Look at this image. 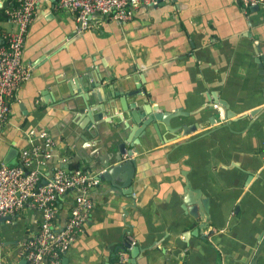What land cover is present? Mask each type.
<instances>
[{
  "label": "crops",
  "instance_id": "crops-1",
  "mask_svg": "<svg viewBox=\"0 0 264 264\" xmlns=\"http://www.w3.org/2000/svg\"><path fill=\"white\" fill-rule=\"evenodd\" d=\"M55 4L42 0L26 36L23 59L32 75L17 91L0 138L6 145L0 157L8 146L19 152L9 165L41 142L29 137L30 129H46L57 134L47 173L75 159L70 169L104 170L111 134L141 129L121 108L125 90L137 83L142 92L132 102L138 98L146 108L141 100L155 99L166 112L184 114L178 118L188 125L209 123L215 112L205 109L217 100L226 101L232 115L188 136L176 133L179 119L162 122L166 140L157 134L142 140L130 188L101 179L92 190L94 208L62 263L114 264L133 237L141 248L136 264H264V73L258 61L264 7L245 13L238 0H159L123 23L92 16L91 27L79 32L74 16ZM7 9H0V42L11 28ZM98 92L101 104L114 103L115 110L100 109L93 134L86 126L90 107L99 112ZM131 189L134 197L118 194ZM76 195L70 191L59 201L60 225ZM39 221L33 209L0 220V264H26L20 244Z\"/></svg>",
  "mask_w": 264,
  "mask_h": 264
},
{
  "label": "built area",
  "instance_id": "built-area-1",
  "mask_svg": "<svg viewBox=\"0 0 264 264\" xmlns=\"http://www.w3.org/2000/svg\"><path fill=\"white\" fill-rule=\"evenodd\" d=\"M58 10L74 16L76 29L86 31L92 25V15L99 13L118 22L133 18L141 5L155 6L159 0H55ZM245 13L252 6L264 7V0H238ZM42 0H16L6 10L11 24L0 42V138L9 121L12 103L21 85L33 71L23 59L25 40ZM29 137L40 143L22 150L17 165L0 166V217H15L25 209L39 212L37 230L20 244L26 264H63V257L84 231L94 208L92 190L101 183L104 170L92 174L84 167L57 168L48 175L49 161L56 154L53 137L46 129H30ZM46 183H43V181ZM76 196L63 225L59 224L58 203L68 192ZM137 244L130 237L125 249L118 252L114 264H131L129 251Z\"/></svg>",
  "mask_w": 264,
  "mask_h": 264
},
{
  "label": "water",
  "instance_id": "water-1",
  "mask_svg": "<svg viewBox=\"0 0 264 264\" xmlns=\"http://www.w3.org/2000/svg\"><path fill=\"white\" fill-rule=\"evenodd\" d=\"M13 5V0H1L0 3V9H7ZM258 7V6H255ZM101 14L96 13L92 16ZM103 16V15H101ZM258 61L261 65L262 72L264 73V57H259ZM128 97L126 96L123 100H121V108L122 111L125 112L124 116L127 115L132 119V121L139 125L141 129H134L130 130L129 132L125 133H115L111 134L110 138L107 141L108 148L110 150V155L108 161L103 162L102 167L104 169V173L101 176L102 180L109 181L113 186H123L124 188H130L132 186V181L135 176L136 171V165H137V159L135 155L142 153V146L141 144H144L143 139L149 140L152 138L154 134H157L161 142H165V126L162 125V122L166 124V126H169L175 119H179L178 117H183L184 114L181 113H174V112H166L162 108V106L158 103L157 105L154 104L155 99L152 98H145L142 99L141 105L148 104V107H140L138 104V98H136L135 101L132 102L131 97L136 94H140L142 92V83H137L136 88L133 89H126ZM104 100L101 98V95L99 92L96 94L94 103L97 106L96 111L95 107H90L88 116L91 117V120H89V124L86 126L87 130L91 133L95 134L97 132V129L99 128V123L102 119V114L100 113V109L104 111L106 108L107 110L112 113L113 110H115L114 103H107V105H102ZM105 106V107H104ZM227 102L223 100H217L215 106H210L207 109H213L215 114H212L211 119H209V123H200L199 128H207L212 124H216L217 118L219 119H225L228 117H231L230 113H228L227 109ZM245 115L239 117L242 118ZM203 124V125H202ZM93 125H96L98 128H94ZM176 133L182 134L183 136H188L190 133L196 131L197 128L195 125L187 124L181 121L176 122ZM87 133L89 134V132ZM55 138H57V134L54 133ZM53 136V137H54ZM84 137H87L84 135ZM180 136L176 137L175 139L179 138ZM69 143V142H68ZM0 146H3L4 148L6 145L4 144V141L0 139ZM135 154V155H134ZM19 155V152L14 149L13 147H7L6 152L2 157H0V166L1 163L9 164L13 158ZM78 163L79 159H75L73 161H70L69 163L62 164L61 166L54 165L50 168V173L48 175H52L53 171L57 168H64L66 171L70 172V164L71 163ZM88 163L91 166H94V162L88 161ZM118 180L120 183L118 184ZM43 183H46L44 180ZM118 191H115L117 193ZM119 195H131L135 196L134 192L131 190L119 192ZM185 202L187 205H189L188 199H185ZM203 204L205 208L206 214H210V198H204ZM184 209H186L185 206H183ZM189 210L194 213L193 208L189 207ZM12 219V217H0V220H8ZM204 219V218H202ZM209 218H207L205 221H208ZM262 240H264V233L262 235ZM141 248L136 245L133 246L131 249V264H136L135 258L140 253Z\"/></svg>",
  "mask_w": 264,
  "mask_h": 264
},
{
  "label": "trees",
  "instance_id": "trees-1",
  "mask_svg": "<svg viewBox=\"0 0 264 264\" xmlns=\"http://www.w3.org/2000/svg\"><path fill=\"white\" fill-rule=\"evenodd\" d=\"M78 166H75L74 168H77Z\"/></svg>",
  "mask_w": 264,
  "mask_h": 264
}]
</instances>
